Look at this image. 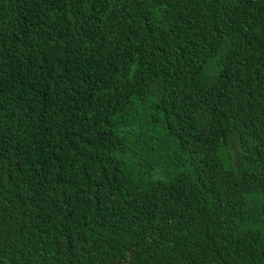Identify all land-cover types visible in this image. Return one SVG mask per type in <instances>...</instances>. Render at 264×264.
<instances>
[{"label": "trees", "instance_id": "trees-1", "mask_svg": "<svg viewBox=\"0 0 264 264\" xmlns=\"http://www.w3.org/2000/svg\"><path fill=\"white\" fill-rule=\"evenodd\" d=\"M0 264H264V0H0Z\"/></svg>", "mask_w": 264, "mask_h": 264}]
</instances>
